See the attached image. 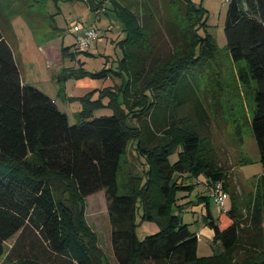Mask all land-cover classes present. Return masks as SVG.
Masks as SVG:
<instances>
[{"label":"trees","instance_id":"1","mask_svg":"<svg viewBox=\"0 0 264 264\" xmlns=\"http://www.w3.org/2000/svg\"><path fill=\"white\" fill-rule=\"evenodd\" d=\"M17 1L25 2L0 0V19L4 20V25L0 24L3 264H106L96 235L83 224L74 206L101 190H105L108 202L111 242L118 264H146L150 260L167 264H264V0H229L224 26L230 56L240 64L238 82L254 99L250 125L263 181L247 228L241 223L233 192L229 194L230 208L221 212L227 217L223 227L220 218L211 214L210 196H198L206 207L203 222L214 231L213 245L221 246L220 251L208 256H198V235L175 207L178 191L192 190V179L200 175L205 176L207 187L221 181L229 193L228 170L211 156L213 146L207 135L210 114L202 102L203 94L197 93L201 90L196 71L218 53L215 39L207 31L205 10L191 0H183L187 19L195 18L189 42L172 61L149 67L146 51L153 45L147 19L130 7L111 2L110 9L126 33V38L118 42L123 55L117 65L97 72L66 67L58 76L59 81L115 76L121 82L82 96L81 119L71 124L54 99L22 81L14 51L2 29L19 13L14 5ZM85 1L91 5L94 2ZM107 1L96 2L104 6ZM169 2L176 4L178 0ZM149 18L153 19L151 13ZM80 53L85 51L72 46L61 48L62 56L75 58ZM212 93L210 99H217ZM105 97L109 99L106 104ZM186 101L193 102V114L177 117ZM103 106L113 107L114 112L94 117L93 112ZM132 118L136 119L134 126L129 123ZM129 145H134L138 158H143L146 165L144 175L130 176V188L121 191L119 174ZM176 153L178 158L171 161ZM185 173L190 181L178 183V175ZM65 191L73 199L71 204L58 197ZM138 210H142L144 219L155 220L161 226L157 233L142 240L136 230ZM16 234L5 252L6 241ZM241 250L244 256L236 260L235 254Z\"/></svg>","mask_w":264,"mask_h":264},{"label":"rangeland","instance_id":"2","mask_svg":"<svg viewBox=\"0 0 264 264\" xmlns=\"http://www.w3.org/2000/svg\"><path fill=\"white\" fill-rule=\"evenodd\" d=\"M93 1L91 5L92 2L89 3L85 0H38L37 3L33 2L34 5L26 6L23 11L14 15L13 25L2 28L14 51L22 81L57 99L61 111L68 114L71 124L80 121L79 112L82 110L80 98L91 90L74 89L73 80L59 81L58 75L63 71V68L79 69L83 67L85 70L93 72L111 69L117 65V60L123 55L118 42L126 38V33L123 30V24L110 9L112 8L111 2L116 1L130 7L139 17L147 19L146 24L149 26L153 45L150 51H146V62L149 67L160 66L172 61L174 54L189 42L191 23L195 22V18L192 21L187 19L186 4L183 0H178L176 4L170 3L169 0H108L104 6L99 5L96 2L98 0ZM191 1L198 8L205 10L207 31L215 39L218 48V53L208 60L204 68L200 66L196 71L200 75L198 83L201 90H198L197 93L199 96L203 94L202 102L206 104L210 114L207 131L213 146L210 152L218 164L228 170V194L232 192L235 194L241 211V223L247 228L250 226L248 218L253 202L260 190V183L263 181L260 154L250 125L254 99L245 89L241 88L237 77V67L240 64H236L232 60L227 48L224 26L230 3L227 0ZM19 5L21 6L20 3ZM39 7L40 11H38ZM95 7L98 9L95 10ZM30 9L35 10H31L33 13L31 16ZM150 13L154 20L150 21ZM173 18L176 23L173 22ZM76 23L81 28H97L101 35L91 42L87 53H80L81 57L80 54L75 58L67 55L61 57V48L64 45L72 46L75 41L76 33L73 28ZM33 28L36 30L31 35ZM32 38H35L34 42H30ZM47 41L50 43H46ZM43 44L52 49L50 63L48 57H45V54L39 50V46ZM194 76L196 78L195 73ZM120 81L121 78L110 76L104 83L100 81L99 86H113ZM194 83L196 84V82ZM212 92L217 94V99H210V95H213ZM63 93L71 95L70 98L63 100L61 98V95L65 96ZM108 100V97H105L103 101L106 104ZM113 112V107L103 106L95 110L93 116L110 115ZM192 112L193 102L186 101L179 108V115L176 116L191 115ZM129 123L131 126L136 125V119L132 118ZM134 143L137 144V142ZM133 146L129 145L127 153L122 158L119 174L121 191H127L130 188V176L144 175V165L146 164L143 158H138ZM177 158V153L170 157L171 161H175ZM177 181L178 183L189 182L190 178L185 173L178 175ZM191 183L194 184L192 190L181 189L178 191L175 207L190 230L197 232L198 256H208L214 251H220L221 246L218 243L212 244L214 231L203 222L206 207L203 202L199 201L198 196L208 195L206 178L204 175H200L193 178ZM60 186L66 187L65 185ZM58 195L59 198L67 200V203L71 204L70 201L73 199L67 191L63 193L64 196L60 193ZM68 197L70 198L68 199ZM231 204L229 195L225 204L226 209H229ZM74 206L81 215L83 224L96 235L97 247L103 253L106 264H118L111 242L112 227L105 190L87 196L82 203H76ZM210 211L214 218H220L219 224L223 227L226 221L224 217H227L221 213L222 209L215 204L212 198H210ZM136 223L137 235L140 240L157 233L161 228L157 221L144 219L142 210H138ZM12 242L13 238L5 243V252ZM244 253V250L238 251L235 254V259H241ZM4 255L0 256V262ZM146 264L167 263L150 260Z\"/></svg>","mask_w":264,"mask_h":264},{"label":"built area","instance_id":"3","mask_svg":"<svg viewBox=\"0 0 264 264\" xmlns=\"http://www.w3.org/2000/svg\"><path fill=\"white\" fill-rule=\"evenodd\" d=\"M229 1V0H227ZM74 32L76 33L75 50L85 51L88 50L91 42L100 37L101 33L97 28L86 27L81 28L78 23L74 26ZM208 195L219 206L223 212L226 209V200L229 197L228 192L225 190L221 181H216L207 187Z\"/></svg>","mask_w":264,"mask_h":264},{"label":"crops","instance_id":"4","mask_svg":"<svg viewBox=\"0 0 264 264\" xmlns=\"http://www.w3.org/2000/svg\"><path fill=\"white\" fill-rule=\"evenodd\" d=\"M37 1L38 0H25V2H19V1H17V2H14V5H16V7L18 8L19 7V10L20 11H23L24 10V8L26 7V6H32V5H34V4H30L31 2L33 3V2H36L37 3ZM30 2V3H29ZM19 3L21 4V6L19 5ZM32 9H30V16L31 15H33V13H32V11H35L34 9L31 11ZM38 11H40V7H39V10ZM24 13H25V11H24ZM35 13V12H34ZM46 16V15H45ZM44 16V17H45ZM0 21H1V23L0 24H3L4 25V20H1L0 19ZM10 25H13V20L11 21V23L9 24V26L7 25V26H5V27H10ZM36 29H34L33 28V30L31 31V35H32V33L35 31ZM51 33V32H50ZM34 35L36 36V32L34 33ZM76 37V36H75ZM35 41V38H32L31 40H30V42H34ZM75 41H76V38H75ZM75 41L72 43V48L73 49H75ZM46 43H50V41H47ZM65 46V45H64ZM66 46H68V45H66ZM39 50H41L45 55V57H48V60H49V63H50V52L52 51V49L51 48H48V47H45L44 46V44L43 45H41V46H39ZM89 51V49L88 50H86L85 51V53H87ZM60 55H61V53H60ZM79 56V55H78ZM77 56V57H78ZM61 57H62V55H61ZM80 57H81V54H80ZM82 60V59H81ZM237 64V63H236ZM64 68H66V67H64ZM71 80H73V86H74V89H90V90H94V89H96L97 91H99V90H101V89H103L104 87L103 86H99V83H100V81H102L103 83L105 82V80L106 79H93V78H90V77H88V76H84V77H71V78H69L67 81L69 82V81H71ZM66 81V82H67ZM121 82V81H120ZM117 84H119V83H117ZM106 87V86H105ZM59 89H60V86H59ZM47 95H48V93H46ZM58 95H60L59 93H58ZM63 95H65V93H63ZM67 95V96H66ZM65 96H62L61 95V98L63 99V100H65V99H69L70 98V96L71 95H68V94H66ZM97 95H98V92L97 93H95V95H94V97H97ZM52 99H54L55 100V102H56V104H57V106H58V108L60 109V107H59V105H58V103H57V99H55L54 97H52L51 95H49ZM65 97H68V98H65ZM61 110V109H60ZM65 112V111H64ZM66 113V112H65ZM67 114V113H66ZM67 116H68V114H67ZM206 189H207V186H206ZM196 232V231H195ZM197 233V232H196ZM16 237H17V234H16V236H14L13 237V242H12V244L14 243V241L16 240ZM7 242V241H6ZM213 244V243H212ZM10 247H8V249H9ZM12 263H14V262H12ZM0 264H3V262H0Z\"/></svg>","mask_w":264,"mask_h":264}]
</instances>
